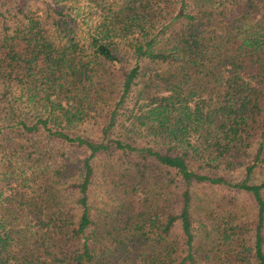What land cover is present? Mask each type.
Listing matches in <instances>:
<instances>
[{"label": "trees", "instance_id": "obj_1", "mask_svg": "<svg viewBox=\"0 0 264 264\" xmlns=\"http://www.w3.org/2000/svg\"><path fill=\"white\" fill-rule=\"evenodd\" d=\"M67 1L0 0V264H264V0Z\"/></svg>", "mask_w": 264, "mask_h": 264}, {"label": "rangeland", "instance_id": "obj_2", "mask_svg": "<svg viewBox=\"0 0 264 264\" xmlns=\"http://www.w3.org/2000/svg\"><path fill=\"white\" fill-rule=\"evenodd\" d=\"M65 4L73 7L72 12H74L75 7L76 8L78 7L77 10L80 13H82L81 15L83 19H80L81 18L80 16V18L76 20L75 25L79 26L77 30L83 33L86 30L87 23H90V21L93 20V14L87 12L88 6L86 5V2L84 0H70L67 1ZM34 104H35L34 101H32L31 103H27L22 107L23 108L22 111L32 116L36 112L35 111L36 108ZM4 154L6 153L0 150V189L1 190L6 189V185H8V180L11 179L10 177L11 167H14L16 169L22 168V165L19 162L12 161L11 164L9 165L8 162L10 161V155L7 154L4 155ZM236 173H237L236 176L239 177L241 176L239 172ZM261 177H262L261 173H255L253 180H258ZM90 191H91V198H90L91 201L102 204L106 200L107 197L106 194H108V192H106V187L104 185L99 183ZM221 191L224 190L215 187H210L207 185L195 186L192 207L194 206L195 200L197 198H206V201L208 202V199L217 198L218 196H220ZM230 194H233V192L231 191ZM234 194L238 198V210L239 211L241 210L244 216H246V218H249V216L252 214V207L249 205V193L244 191L243 192L236 191ZM202 224L203 221L200 218H197L195 221V229H194V231L197 230V234L195 235L196 237L197 236L200 238L202 237L203 234Z\"/></svg>", "mask_w": 264, "mask_h": 264}]
</instances>
